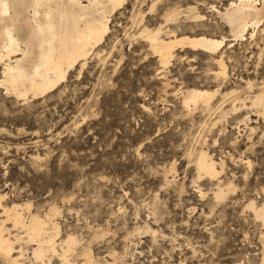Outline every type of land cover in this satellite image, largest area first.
Wrapping results in <instances>:
<instances>
[{"label":"rangeland","instance_id":"1","mask_svg":"<svg viewBox=\"0 0 264 264\" xmlns=\"http://www.w3.org/2000/svg\"><path fill=\"white\" fill-rule=\"evenodd\" d=\"M231 1L183 0L182 9L196 6L206 20L176 32L225 37L232 45L223 48L228 78L216 79L215 62L186 49L177 48L163 69L133 36L130 4L111 19L101 58L92 56L58 89L26 102L0 89L2 204L29 206L26 220L28 211L41 219L51 213L46 232L59 228L56 243L75 237L77 253L87 249L95 264H261L263 230L248 205H264V114L234 100L258 93L264 81V34L233 41L210 10ZM150 3L141 10L153 29L164 24L163 9L158 3L150 10ZM190 88L219 90L215 104L243 110L213 126L220 113L184 108L182 94ZM200 150L225 163L221 180L234 190L222 199L214 197L216 185L198 178L193 159ZM147 226L159 230L156 240ZM16 244L23 264H60L52 253L51 262L36 261L33 245ZM0 264L12 263L0 255Z\"/></svg>","mask_w":264,"mask_h":264},{"label":"bare ground","instance_id":"2","mask_svg":"<svg viewBox=\"0 0 264 264\" xmlns=\"http://www.w3.org/2000/svg\"><path fill=\"white\" fill-rule=\"evenodd\" d=\"M182 1L150 0V10L155 9L158 3L159 5L162 3L164 22L151 29L144 23L145 14L143 15L141 10L148 0H0V89L5 91L6 96L23 102L31 98L39 99L58 89L71 73L81 72L85 66L87 67V62L92 56L101 58L99 46L109 34L111 19L117 14L122 15V11L130 4L133 5V9L129 21L133 27L138 28L133 36L142 38L148 44L163 69H166L174 59L177 48L182 52L186 49L209 56L219 68V72L214 73L216 79L221 76L225 79L227 77L225 68L228 65L225 66L223 48L227 46L225 42L228 40L225 37L216 39L205 34L177 36L176 32L182 24L206 20L205 16L197 12L196 6L182 9ZM210 8L211 12H215L221 22L229 28L233 41H245L247 36L254 40L258 31L264 34L262 27L264 0H234L221 10L214 5ZM231 46L228 44L227 47L230 49ZM251 83L247 84L253 89ZM258 86V93L248 98L236 99L235 93L234 100V94L231 93L233 100L239 102L242 108H248L245 105L247 101L250 104L248 109L253 108L259 115H263L264 81ZM218 91L187 89L182 94L184 108L188 111L190 107H194L202 112L215 110L214 112L220 113L221 116L213 126L226 121L232 113L241 111L239 105V108H236L233 104L230 110L225 111L222 109V103L215 104L213 101ZM243 121L246 123L250 119L248 117ZM213 159L209 153L200 150L195 154L193 161L198 178H204L216 185L214 197L219 200L234 190V187L232 182L226 183L224 179L221 180L226 168L225 163ZM247 165H250V162H247ZM200 193L203 194L202 191ZM3 198L4 195H0L1 218H6L0 220V255L6 261L23 264L21 262L24 256L23 247L15 250L17 248L15 244L25 241L26 244L34 246L32 255L36 261L51 262L52 253L59 258L60 264H79L78 256L84 259L83 264L96 263L87 249H83L81 254L77 253L79 242L75 237L68 236L60 243H56L58 225L57 231L56 224L52 228L55 233L46 232L51 213L46 219H41L39 215H33L28 211L29 217L26 220L22 211L24 207L28 209L29 206L14 204L8 207L2 204ZM248 207L254 212L255 219L263 230L260 236L262 244L260 255L261 264H264V205L257 207L251 202ZM53 211L56 212L54 209ZM153 216L157 223L159 220L156 211L153 212ZM7 222H10L19 234L13 235L6 227L7 224L5 225ZM144 231L150 233L156 240L159 230L147 226ZM20 232L25 236L22 237ZM162 238H165L164 234ZM15 253L19 255L15 257Z\"/></svg>","mask_w":264,"mask_h":264}]
</instances>
